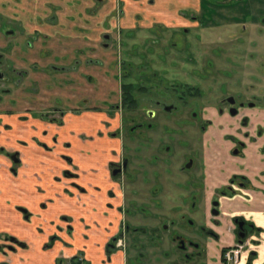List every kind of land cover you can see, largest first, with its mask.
Wrapping results in <instances>:
<instances>
[{"label": "flooded vegetation", "instance_id": "1", "mask_svg": "<svg viewBox=\"0 0 264 264\" xmlns=\"http://www.w3.org/2000/svg\"><path fill=\"white\" fill-rule=\"evenodd\" d=\"M141 1L48 0V13L25 24L18 22V6H24L27 16L29 0H0V91L5 85L17 107L26 103L22 120L48 126L38 136L40 126L32 123L31 137V132L18 134L10 143L4 133L9 125L0 124V264H38L41 259L50 264H264V212L256 219L236 216L229 229L222 219L224 199L259 188L236 172L225 184L209 178L210 173L217 178L225 172L227 145L235 160L245 156L249 143L264 137V104L257 97L248 103L230 95L211 96L213 100L204 104L202 93L210 82L194 77L196 59L189 60L188 70L180 64L167 66L162 80H169L171 90L156 97V87L163 84L152 67L159 62L157 53L153 49L148 54L153 57L149 67L140 60L143 70L131 76L133 62L114 54L120 40L113 31H127L132 37L144 29L150 34L148 41L153 43L156 35L162 44L163 30L169 40L174 36L170 30L206 27L200 21L206 0H189V6L183 0H150L163 5L157 8L159 22L117 23L127 4L133 8L148 3ZM69 2H75L74 7L67 6ZM26 38L30 50L22 54ZM207 50L199 44V53ZM218 66L214 64L220 71ZM40 84L45 90L55 86L62 94L47 101L41 98L46 108L36 111L29 95L39 92ZM41 115L51 120L43 123L37 119ZM124 134L138 142L134 155L122 154ZM259 149L264 155V144ZM36 151L42 154L37 155L43 158V176L53 175L62 183L63 193L75 199L79 209L104 201L105 217L90 221L64 215L35 226L42 216L32 211L34 198L24 195L17 201V191L12 193L10 187L31 176ZM93 177L99 178L100 186L91 182ZM139 180L143 193L134 188ZM125 187L131 195H143L141 204L132 200L127 205ZM4 191L6 205L1 204ZM23 201L24 205L16 204ZM37 208L44 211L48 202Z\"/></svg>", "mask_w": 264, "mask_h": 264}, {"label": "rangeland", "instance_id": "2", "mask_svg": "<svg viewBox=\"0 0 264 264\" xmlns=\"http://www.w3.org/2000/svg\"><path fill=\"white\" fill-rule=\"evenodd\" d=\"M149 1L147 5L139 3V6H134L133 8H129L127 4L122 21L117 20V23L130 24L133 21L136 26H153V23L159 22L161 15L157 11V8L163 5L157 4V2L153 5ZM29 2L31 4H29V11L26 12L27 16L24 15L25 12L21 9L24 6H18L19 14L17 18L20 23L27 24V22H31V19L40 21V14L46 15L48 13L46 10L48 0H41L40 2L29 0ZM74 4L75 2H69L67 6L74 7ZM41 6H43V9H40ZM247 7H249L251 12L247 11ZM204 8L206 11L200 21L204 25H207L206 27L190 30L189 32L187 28L179 31L170 30L174 36L172 39L169 38V40L168 31L163 30L161 31L162 44L157 43L159 36L156 38V35L153 36V43L150 40L148 41L150 34L144 31V29L135 31L134 35L129 37L127 31L119 33V30L116 28L112 34L120 41L115 46L114 54H118L119 59L122 61L133 62L131 76H134L143 70L141 61L144 62L146 67L151 65L153 57L148 56V54L152 53L154 49L159 62L154 61L152 67L155 72L160 74L161 80L165 76L168 67L171 68L173 65L177 67L180 64L184 65L188 70L190 67L189 60L193 61V59H196L198 67L194 69V77L198 80L206 79L209 80L206 82H210L208 86L204 87L205 92L202 93L204 95V104H208L210 100H213L211 96L220 95L234 96L240 102H250L253 101V97H257L260 99V104H264V0H229L228 2L226 0H206ZM157 32L158 30L154 34H157ZM26 37L29 36L27 35ZM30 43L31 41L28 38L24 40V43L20 47L22 54L30 50ZM35 43L37 44L36 41ZM199 44H205V47L208 49L207 52L199 53ZM168 49L170 50L169 52ZM168 53H170V57ZM39 63L37 61V64ZM217 63H223L222 66H224H218ZM214 64L218 66L220 71L215 70ZM19 68L23 69L22 66ZM119 70L120 65L118 64L117 72ZM123 70H120V76H123ZM150 71L148 69L147 72L150 73ZM175 71L177 70L175 69ZM46 73L49 74L50 70H47ZM162 81L163 84L155 89L156 97H164L171 90L169 80L163 79ZM57 83L58 80L56 83L54 82V84ZM40 85V90L45 88L42 84ZM214 87L212 95L209 94V91L211 92ZM150 89H153V87L151 86ZM47 91L46 97L48 98L45 99L46 101L53 96L62 94V91L55 86H53V90L47 89ZM90 92H93V88ZM12 96L10 91H6V86H2L0 91V124L2 126L5 124L9 125V128H4V133L6 134L5 137H10L8 140L10 143L13 142L16 135L25 136L27 133V131L19 133V130L21 132L23 130L18 129L17 124H26L27 119L22 120L20 116L23 115V112L17 111L19 108L15 111L13 110L17 106L12 102ZM24 106H26V103L20 104V108ZM50 111L52 112V110ZM36 117L39 116L37 115ZM50 118L47 115L45 117L41 115L37 119L45 123V121L51 120ZM27 128L30 130L29 127ZM123 142L125 148L122 154L134 155L136 153L134 148L138 146V142L135 140L129 141L125 134ZM127 146L129 147L128 149ZM4 165L6 166L5 160ZM126 187L127 205L132 200H137V205L141 204L143 195L138 197L133 194L131 195L129 188ZM131 188L133 189V187ZM134 188L142 193L145 191L141 186L140 180ZM147 196L149 198L150 194H147Z\"/></svg>", "mask_w": 264, "mask_h": 264}, {"label": "crops", "instance_id": "3", "mask_svg": "<svg viewBox=\"0 0 264 264\" xmlns=\"http://www.w3.org/2000/svg\"><path fill=\"white\" fill-rule=\"evenodd\" d=\"M195 2L199 3V0H195ZM182 3H184L186 6H189V0H183ZM43 93V94H42ZM47 90L41 89L39 92H36V90H33L32 94L29 95V99H31L29 102L30 107H32L34 110L39 111L46 107H44L43 103L44 101H41L40 95L46 97ZM21 104V103H20ZM17 111L23 112V109L20 108V105ZM261 113H258V116H260ZM264 119V113H262L261 116ZM261 118V119H262ZM36 125L38 128L40 126V131L47 128L48 126H45L41 123H34L29 121L26 124H17V128L23 130L22 132L19 130V133H24L27 131L25 135H28L31 130H29L27 127H31V124ZM256 126V125H255ZM255 126L251 127L253 130H255ZM251 130V132H253ZM38 131V130H37ZM42 132V131H41ZM41 132L36 133L38 136L41 134ZM34 133L31 132L29 134V137H31ZM252 134H255L252 133ZM25 139V137H23ZM27 139V138H26ZM45 141H48V139H44ZM74 138L72 139V141ZM75 144H78V142H75ZM264 144V137L259 139L257 143L251 144L249 143L248 149L246 150V154L243 158L238 159H231L229 156V146L227 145L225 152V157L222 159L225 161L227 165L223 166V172H220V175L217 178H214V173L209 174V178H213L212 180L216 181L217 183L225 184L227 183L228 179L230 178V175L234 172L246 176L255 186H257L259 189H253L249 188L248 190L242 191L243 194L237 195L235 198L229 200L224 199L223 200V214L222 219L223 223L225 224V227L229 229V227L232 224V220L236 216H244L246 218H252L256 219V215L261 214V212H264V155L260 153V147ZM61 143L58 145L57 150H60ZM56 150V151H57ZM58 154V152H55ZM39 152L36 151L34 156V162H33V168L31 172V176L27 180H19V184L14 185L12 184L11 191L16 190V195H14L15 199L17 201H22L23 196L25 198L28 196H32L34 198V201L30 204L32 206V211H35L36 213H40L42 218L37 220L35 222V226L40 224L41 222L45 223V220H53L57 218H60L62 216H69L72 217L75 220H78V218L85 217L89 219L90 221H100L104 215V207L102 200H94V202L89 203L88 207L79 209L75 206V199L69 198L63 193V184L56 182V180L53 178L54 176H49L48 178L46 176H43V171L45 168L41 167V161L43 158H40ZM42 155V154H40ZM87 162V161H86ZM89 162V161H88ZM56 165V163L52 162L51 166ZM58 165V164H57ZM7 177H4L3 184H6ZM91 182H93L94 185L100 186V180L99 178L93 177L91 178ZM4 187V185H3ZM108 187V186H107ZM103 188V187H102ZM3 189V188H2ZM93 193V192H91ZM5 191L2 196L1 204L6 205L7 197L5 196ZM8 196V194H7ZM95 196H91V198L94 199ZM51 202H50V201ZM48 202V208L44 211H39L37 208L39 203L42 202ZM16 204L24 205L23 202H18ZM15 205V203H14ZM96 211V212H94ZM258 216V217H259ZM20 219V217H19ZM77 222V221H76ZM75 222V224H76ZM263 222H260V225H263ZM36 240V239H34ZM230 240V239H229ZM233 241V239H232ZM231 241V242H232ZM51 261H43L42 259L38 262V264H50Z\"/></svg>", "mask_w": 264, "mask_h": 264}, {"label": "built area", "instance_id": "4", "mask_svg": "<svg viewBox=\"0 0 264 264\" xmlns=\"http://www.w3.org/2000/svg\"><path fill=\"white\" fill-rule=\"evenodd\" d=\"M233 253H234V252H233ZM237 254H238V251H235V253L233 254V255L235 256V258H234L235 260L237 259ZM231 258H232V256H231L230 254H228V255H227V259L230 260Z\"/></svg>", "mask_w": 264, "mask_h": 264}]
</instances>
